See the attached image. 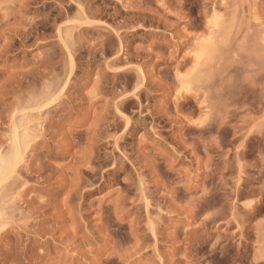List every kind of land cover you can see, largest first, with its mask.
<instances>
[{"label": "rangeland", "instance_id": "rangeland-1", "mask_svg": "<svg viewBox=\"0 0 264 264\" xmlns=\"http://www.w3.org/2000/svg\"><path fill=\"white\" fill-rule=\"evenodd\" d=\"M4 8L22 16L10 18L28 24L29 30L22 31L32 38L21 31L24 25L11 28ZM0 11L9 20L4 24L0 16L3 34L16 30L25 35L15 32L17 39L11 34L21 41L16 46L10 34L0 31L1 40L7 37L4 43L10 40L3 44L10 52H4L0 41L1 52L8 53L0 56V123L7 122L0 125L1 143H9L8 120L21 114L19 102H26L23 93L30 83L42 78L39 83L50 88L52 78H61L58 85L65 82L70 89L64 88L66 112L41 109L44 135L21 165L28 171L21 167L16 182L6 184L15 196L5 197V216L15 214L11 230L0 235V264H35L40 258L45 264H264V0H0ZM4 25L13 30L6 32ZM50 63H57L54 69ZM29 72L39 80L30 82ZM14 74L23 77H17L22 83L10 77ZM185 83L192 85L190 92L182 91ZM17 99L19 105L14 104ZM41 137L50 142L43 139L42 145ZM72 180H79L72 182L78 193L71 191ZM249 202L252 207H245ZM116 205L135 211L123 217L122 209L116 218ZM137 217L141 227L136 223V234L137 228L129 226ZM149 220L161 230L158 242L147 228ZM69 225L82 232L76 234L82 240L71 238ZM50 228L56 233L50 235ZM138 238L141 248L136 252ZM85 246L99 253H78Z\"/></svg>", "mask_w": 264, "mask_h": 264}, {"label": "bare ground", "instance_id": "bare-ground-1", "mask_svg": "<svg viewBox=\"0 0 264 264\" xmlns=\"http://www.w3.org/2000/svg\"><path fill=\"white\" fill-rule=\"evenodd\" d=\"M11 1H12V0H11ZM17 1H18V0H17ZM6 5H7V4H6ZM17 8H18V7H17ZM4 10H5V11H4ZM4 10H3L4 14H6L7 16H9V17L6 16V18H8V19H9L10 17H11V18H15V19H16V18H17V19H21V17H22V16L19 15L20 17L18 18V15L16 14V15H17V17H16L15 14L13 15V12H12V11L9 10V12H12V13H9L5 8H4ZM1 12H2V11H0V13H1ZM6 12H8V14H10V15H8ZM18 14H19V13H18ZM1 15H2V14H0V16H1ZM11 15L14 16V17H12ZM2 18H4L3 15H2ZM11 18H10L9 20H10V23L12 22V25H14V27H11V28H13V29H15L16 27H19V24L23 22V21L21 22L20 20H19L20 22H19V21L17 22V20H15V23H14V22H13L14 20L12 19V21H11ZM8 19H6V20H8ZM23 19H25L24 22L27 23L28 20L26 21V18H23ZM30 19H31V18H30ZM9 20H8V21H9ZM2 21L6 22V23H4V24H7V22H8V21H5V18H4ZM29 21H33V24H35L34 21H36V20L31 19V20H29ZM0 23H1V22H0ZM28 23H30V22H28ZM86 23H87V22H86ZM8 24H9V22H8ZM16 24H18V25H16ZM1 25H3V24H1ZM10 25H11V24H10ZM21 25H22V24H20V28H16V30H20V29L23 27L24 23H23L22 27H21ZM26 25H28V24H25L24 27H23L24 29H21V31H22V30H25V31H26V30H29V28H27ZM35 25H36V24H35ZM30 26H31V25H30ZM4 27H5V25H4ZM25 27H26L27 29H26ZM71 27H72V25H71ZM81 27H82V25H81ZM84 27H85V23H84ZM89 27H90V25H89ZM89 27H88V28H89ZM0 28H3V27H0ZM7 28H8V25H7ZM7 28H6V27L4 28V30L6 29V32L8 31ZM11 28H10V30H13V29H11ZM31 28H32V27H31ZM8 29H9V28H8ZM32 29H33V28H32ZM10 30H9V31H10ZM16 30H15V32H16V33L18 32L17 34H18V36H19V33H21V32L16 31ZM0 31L2 32V34L4 33L2 30H0ZM9 31H8V32H9ZM25 31H22L23 34L25 33ZM31 31H32V30H31ZM15 32H14V30H13V33H12V31H11V34H12L13 36H15V35H14ZM68 33H70V31H68ZM9 34H10V32H9ZM9 34H7V35H9ZM11 34H10V35H11ZM17 34H16V35H17ZM23 34L21 33L20 36L23 35ZM29 34H30V33H29ZM29 34L26 35V33H25L26 36H29ZM0 35H1V33H0ZM4 35H5V34H3V36H4ZM7 35H5V36H7ZM12 35H11V36H12ZM25 35H23V36H25ZM31 35H32V34H31ZM70 35H71V34H70ZM70 35L67 34L68 37H69ZM1 36H2V35H1ZM1 36H0V37H1ZM11 36H7V37L10 38ZM13 36H12V38H13L12 41H13L14 39H15V41H16L17 39H19L17 36H15L17 39L14 38ZM23 36L21 37L22 39L24 38ZM7 37H6L5 39H7ZM21 38H20V39H21ZM29 38H32V37L29 36ZM5 39H4V40H5ZM25 39H26V37H25ZM4 40H3V39H2V40L0 39V41H3L2 44H1L2 46H3V44H5L7 41L10 42V40H7V41H5V43H4ZM26 40H27V39H26ZM28 40H29V39H28ZM17 42H18V41H16V43H17ZM20 42H21V41H19L18 43L20 44ZM23 42H24V41H22V43H23ZM26 42H29V41H26ZM63 42H64V41H63ZM12 43H13V42H12ZM12 43H11V44H12ZM14 43H15V42H14ZM18 43L16 44V46L18 45ZM22 43H21V44H22ZM25 44H26V43H23L22 46L25 45ZM121 44H122V43H121ZM1 45H0V47H2ZM7 45H9V43H8ZM12 45H13V44H12ZM12 45H11V48L13 49L14 46L12 47ZM14 45H15V44H14ZM122 45H123V44H122ZM5 47H7V46L5 45V46H3L2 48L4 49ZM2 48H0V49H1V50H0V56H3V57H4L5 53H2V52H1V51H3ZM8 48H9V46H8ZM8 48H6V50L4 49V50H5L4 52H6L7 50H9ZM120 48H122V47H120ZM123 48H124V47H123ZM12 49H11V51H12ZM151 49H152V48H151ZM151 49L149 50V52L151 51ZM13 50H14V49H13ZM7 52H10V50L7 51ZM1 53H2V54H1ZM3 54H4V55H3ZM7 55H8V53H7ZM7 55H5V56H7ZM53 55H54V54H53ZM50 56H51V55H50ZM70 56H71V55H69V59H70V61L72 62V60H71L72 58H70ZM51 57H53V56H51ZM51 57H50V58H51ZM54 57H55V55H54ZM48 58H49V57H48ZM50 58H49V60H53V58H51V59H50ZM199 58H200V57H199ZM197 61H198V60H197ZM115 62H116V61H115ZM46 63H47V62H46ZM48 63H49V62H48ZM52 63H54V62H52ZM52 63H50V64H52ZM55 64H57V63H55ZM55 64H54V65H55ZM71 64H72V63H71ZM54 65L52 64L53 69L55 68ZM52 66H51V67H52ZM108 66H109V65H108ZM69 68H71V67H69ZM72 68H73V67H72ZM71 71L73 72V69H72ZM26 72H27V71H26ZM29 73H30V74H29ZM29 73H27V74L30 75L29 78L32 79V80H30V82H32L33 80H39L37 77H36L37 79H34L35 77H34V78H33V77L31 78V76H32V72H29ZM39 73H40V72H39ZM142 73H144V72H142ZM21 74H22V73H21ZM25 74H26V73H25ZM34 74H35V73H34ZM37 74H38V73H37ZM37 74H36V75H37ZM22 75H23V74H22ZM36 75H35V76H36ZM142 75H143V74H142ZM19 76H20V75H19ZM19 76H17V77H19ZM23 76H24V75H23ZM53 76H55V74H54ZM138 76H139V75H138ZM140 76H141V75H140ZM140 76H139V77H140ZM144 76H145V75H144ZM10 77H13V79H16V78H17L15 74H14L13 76H10ZM14 77H16V78H14ZM24 77L26 78V76H24ZM51 77H52V76H51ZM55 77L58 78L57 76H55ZM139 77H138V78H139ZM21 78H23V77L20 76L19 79L21 80ZM29 78L27 77V81H28ZM39 78H41V75H40ZM59 78H60V77H59ZM67 78H69V77H67ZM141 78H142V76H141L139 79L142 80L143 78H142V79H141ZM19 79L17 78V80H19ZM54 79H55V78H54ZM54 79L52 78V80H50L51 82H53V83H52L53 85H52L50 88H53V89H54V88H55V87H56V86L62 81L61 78H60V81L57 79L58 82H57L56 79H55V80H54ZM62 79H63V78H62ZM3 80H4V79H3ZM8 80H9V79H8ZM20 80H19V81H20ZM42 80H43V79L41 78V79L39 80V82H41ZM6 81H7V79H6ZM19 81H17V82H19ZM22 81H23V80H22ZM25 81H26V79H25ZM55 81H56L57 83H55ZM68 81H69V80H68ZM138 81H139V80H138ZM8 82H9V81H8ZM20 82H21V81H20ZM20 82H19V83H20ZM33 82H34V83H33ZM33 82H32L33 84H35V83L37 84V88H38V90H39V92H38V91L36 92V90H37V88H36V84H35V86H34V85H32V83H30V84H31L30 86H34V87H35V89L32 87V89L35 90V92H34L35 94H34V95H33V93L30 94L31 92H33V90L31 91V89L29 90L30 86H29V87L27 86V87H26L27 89H25V90H26V91L28 90V91H31V92H28V91H27V94H26V92L22 91V90H23V87H24L27 83H29V82H26V83L23 82V84L25 83V85L22 84L23 87H20V88H22L21 93L24 92V93H23V96L26 95V96H24L26 102H19V103H22V104H23V106L20 105L21 108L24 107L21 111H19V112H21V114L18 112L19 114H17V116L19 115V117L15 116V115H12L13 117L10 118V122H9V120H8V124H10V128H9V130L11 129V130H10L11 135H10V136L8 135L7 137L5 136L6 138L9 137V139H7L8 141L6 140L7 142H9V143H8L9 146H7L8 144L6 145V143L4 142L5 140L3 141V142L5 143V145H6V147H7V149H6V147H5V145H4V147H5L6 150L3 148V144H4V143L2 144L1 141H0V200L3 199V200H1V204H0V215H3L5 218H6L5 214H8V212H9V211H8V212L6 213V211H7L8 209L5 208L4 204L6 205V203H7L8 201L5 200V199H8L9 196L14 195V194H11L12 192L14 193L12 187H6V184H7L8 181L10 182L11 179H13V181H14V180L16 179L15 177L18 175V173L20 174L21 171H20L19 169H21V167H22L21 165H23L24 162H25L26 164L28 163V161H27L26 158H31V157H26L28 154H29V155H32V153L30 154L29 149L32 148V147H35V149H36V146H37V145H40V144H39V143H40V136L43 137V135H44V134L41 135L42 133H40V130L44 129V128H42V127H44L43 124H45V123H43L42 125H40V124H41V123H40V121H41L40 119H42V118H40V117H42V115H41L42 113H40V112H42L43 110L47 111V110H46L47 108H45V107L43 106V104L39 103V102L37 101L36 98L40 95V94H39L40 92L43 93V92H45V91L49 88V87H48L49 83L46 84L45 82H42V84H41V83L38 82L39 84H41V85L43 86V88H41V89H42V90H41V89H39V87H38L39 85H38L37 81H33ZM62 82H63V81H62ZM21 83H22V82H21ZM43 83H45L46 85L44 86ZM67 83H68V82H67ZM138 83L140 84V82H138ZM5 84H6V82H5ZM9 84H10V83H9ZM12 84H13V83H12ZM12 84H11V85H12ZM64 84H65V82H64ZM64 84H63V85H64ZM20 85H21V84H20ZM28 85H29V84H28ZM68 85H69V84H68ZM42 86H40V87H42ZM46 86H47L48 88H47ZM49 86H50V85H49ZM66 86H67V85H66ZM69 86H71V85H69ZM136 86H137V85H136ZM1 87L3 88V86H1ZM1 87H0V88H1ZM5 87H8V84H7V86H5ZM44 87H45V88H44ZM15 88H16V87H15ZM18 88H19V87H18ZM20 88H19V89H20ZM46 88H47V89H46ZM64 88H68V87H65V86H64ZM3 89H4V88H3ZM7 89H8V88H7ZM43 89H44V90H43ZM68 89H69V88H68ZM0 90H1V89H0ZM2 91H3V90H2ZM67 91H70V89L67 90ZM67 91H66V92H67ZM95 91H96V89H95ZM0 92H1V91H0ZM9 92H10V91H9ZM11 92H12V91H11ZM19 92H20V90H19ZM98 92H99V91H97V93H98ZM21 93H19V94H21ZM28 93H29V95H31V96L33 95L34 97H33V96H32V98H31L30 96L27 97ZM3 94H4V93H3ZM14 94H15V93L13 92V97L16 98V97H15L16 95L14 96ZM36 94H37V95H36ZM95 94H96V92H95ZM100 94H101V93H100ZM0 95H1V94H0ZM9 95H10V94H9ZM97 95H99V94H97ZM23 96L20 95V97H22V98H20V97L17 95V97H19L20 100H21V99L24 100ZM91 96H92V95H91ZM26 97H27V99H26ZM98 97H99V96H98ZM98 97H97V98H98ZM100 97H101V95H100ZM100 97H99V98H100ZM135 97H136V96H135ZM95 98H96V97H95ZM22 100H21V101H22ZM25 100H24V101H25ZM27 100H28V101H27ZM90 100H91V99H90ZM96 100H97V99H96ZM101 100H102V99H101ZM18 101H19V100L17 99V103H14V104H15V105H16V104L19 105ZM15 102H16V101H15ZM65 102H66V101H65ZM94 102H95V101H94ZM24 103H25L26 105H25ZM2 104H3V103H2ZM2 104L0 103V105H2ZM65 104H66V103H65ZM92 104H93V103H92ZM5 105H6V104H5ZM15 105H13V106H15ZM10 106H11V105H10ZM12 108H16V109H17L18 106H17V107L15 106V107H12ZM19 108H20V107H19ZM19 108H18V109H19ZM21 108H20V109H21ZM27 108H30V109L33 108V109H31V110H35V109H36V110H40V111H39V113H38L36 110L34 111V112H37V114H38V115L36 116V114H35L34 112H33V113H30V112H29V109L26 110ZM108 108H109V107H108ZM2 109H4V108H2ZM20 109H19V110H20ZM41 109H42V111H41ZM31 110H30V111H31ZM2 111H3V110H2ZM6 111H7V110H6ZM45 111H44V112H45ZM44 112H43V113H44ZM0 113L2 114V112H0ZM5 113H6V112H5ZM13 113H14V111H13ZM104 113H105V112H104ZM1 114H0V115H1ZM3 114H4V112H3ZM15 114H16V113H15ZM34 114H35V115H34ZM9 115H11V114L9 113ZM40 115H41V116H40ZM4 117H5V115H4ZM9 117H10V116H9ZM1 118H2V116H1ZM1 118H0V122H1ZM7 118H8V117H7ZM2 119H4V118H2ZM49 119H50V118H48V120H49ZM125 119H127V118H125ZM39 120H40V121H39ZM3 121H4V120H3ZM3 121H2V123H7V122H5V121L3 122ZM6 121H7V120H6ZM50 121H51V120H50ZM126 121H127V120H126ZM44 122H45V120H44ZM46 122H48V121H47V117H46ZM2 123H0V125H1ZM36 123H37V124H36ZM126 123H128V122H126ZM46 124H47V123H46ZM48 124H49V123H48ZM51 124H52V122H51ZM128 124H129V123H128ZM50 126H51V125H50ZM7 127H8V126H7ZM7 127H6V128H7ZM47 127H49V125H48ZM1 128H3V127H1ZM47 129H49V128H47ZM47 129H46V131H47ZM49 131H51V129H49ZM49 131H48V132H49ZM53 133H54V132L52 131V134H53ZM89 133H90V132H89ZM45 135H47V133H45ZM54 135H55V134H53L52 136H54ZM67 136H69V135H67ZM42 137H41V138H42ZM144 137H145V136H144ZM46 138H47V137H44V138H42V139L48 140L49 137H48L47 139H46ZM67 138L69 139L70 137H67ZM68 139H65V140H68ZM92 139H93V138H92ZM45 140H44V141H45ZM48 141H49V140H48ZM46 142H47V141H46ZM49 142H50V141H49ZM52 143H53V142H52ZM52 143H51V144H52ZM44 144H45V142H44ZM44 144H42V145H44ZM47 144H49V146H52V147H53V145H54V143H53V145H50V143H47ZM91 144H92V143H91ZM89 145H90V144H89ZM93 145H94V144H93ZM45 146H46V145H45ZM47 146H48V145H47ZM49 146H48V147H49ZM69 146H70V145H69ZM71 146H72V145H71ZM67 147H68V146H67ZM92 147H93V146H92ZM37 148H39V147H37ZM70 148H71V147H70ZM70 148H69V149H70ZM89 148H90V149H89V151H90V150H91V147H89ZM33 150H34V149H33ZM33 150H32V151H33ZM36 150H37V149H36ZM50 150H51V149H50ZM64 150H65V149H64ZM66 150H67V149H66ZM70 150H71V149H70ZM70 150H69V151H70ZM85 150H86V149H85ZM28 151H29V153H28ZM34 151H35V150H34ZM91 152H92V151H91ZM50 153H52V152L50 151ZM67 153H68V152H67ZM65 154H66V153H65ZM91 154H92V153H91ZM50 155H51V154H50ZM34 156H35V157H32V159L35 158V159H33V160H36V155H34ZM67 156H68V155H67ZM86 156H87V155H86ZM86 156H85V157H86ZM37 157H38V156H37ZM86 158H87V157H86ZM25 160H26L27 162H26ZM82 160L84 161V159H82ZM87 160H88V159H87ZM87 160H86V161H87ZM29 161H31V159H30ZM33 162H35V161H33ZM33 162H31V163H33ZM37 162H38V161H37ZM26 164H25L24 166H26ZM34 165H35V163H34ZM82 165H84V164H82ZM24 166L22 167V171H23V170L25 171V170L27 169V166H26V167H24ZM28 167H29V166H28ZM30 167H31V166H30ZM35 167H36V166H35ZM23 168H24V169H23ZM79 168H80V167H79ZM81 168H82V167H81ZM43 169H44V168H43ZM18 170H19V172H18ZM30 170H31V169L29 168V172H28L27 174L30 173ZM44 170H45V169H44ZM26 171H28V169H27ZM26 171H25V172H26ZM59 171H60V170H59ZM61 171H62V170H61ZM61 171H60V173H61ZM72 171H73V170H72ZM75 171H76V170H74V172H75ZM80 171H81V170H80ZM38 172H39V171H38ZM41 172H43V171H41ZM41 172H40V173H41ZM57 172H58V171H57ZM21 173H22V172H21ZM23 173H24V172H23ZM72 173H73V172H72ZM38 174H39V173H37V176H38ZM79 174H80V172H79ZM29 175H30V174H29ZM31 175L33 176V173H31ZM39 175H40V174H39ZM74 176H75V175H74ZM77 176H78V175H77ZM18 177H22V176L20 175V176H18ZM33 177H34V176H33ZM35 177H36V176H35ZM51 177H52V176H51ZM14 178H15V179H14ZM36 178H37V177H36ZM39 178H41V177H39ZM47 178H48V177H47ZM49 178H50V177H49ZM62 178H63V177H62ZM18 179H19V178H17V180H18ZM20 179H21V178H20ZM64 179H65V178H64ZM37 180H38V179H37ZM39 180H40V179H39ZM39 180H38V181H39ZM11 181H12V180H11ZM38 181H37V182H38ZM60 181H61V180H60ZM64 181H65V180H64ZM64 181H63V182H64ZM77 181H79V180H77ZM77 181L72 180V181H71V185H70V184H69V185L73 187V186L75 185V184L73 185V183H74V182H77ZM14 182H16V181H14ZM17 182H18V185H19V186H20V184L22 183L21 181H17ZM19 182H21V183L19 184ZM65 182H66V181H65ZM65 182H64V183H65ZM72 182H73V183H72ZM23 183H25V182H23ZM28 183H29V182H28ZM28 183H27V181H26V183H25L24 185L26 186ZM67 183H68V181H67ZM77 183L79 184V182H77ZM16 184H17V183H15V185H16ZM24 185H23V186H24ZM66 185H68V184L65 183V186H66ZM80 185H81V184H80ZM66 187H67V186H66ZM72 187H71V188H72ZM78 187H79V186H78ZM78 187H76V185H75V188L71 189V191H72V190H73V191L76 190ZM20 188L24 189V187H22V186H20ZM20 188H19V189H20ZM25 188H27V187H25ZM22 189H21V190H22ZM69 189H70V188H69ZM69 189H68V192L70 191ZM66 190H67V189H66ZM23 191H24V190H22V192H23ZM71 191L69 192V193H70L69 196L72 195V192H73V191H72V192H71ZM76 191H77V193H78V189H77ZM79 191H80V190H79ZM142 191H143V190H142ZM10 192H11V193H10ZM22 192H21V194H22ZM23 193H24V192H23ZM73 193H74V192H73ZM75 193H76V192H75ZM77 193H76V194H77ZM90 193H91V192H90ZM10 194H11V195H10ZM8 195H9V196H8ZM7 196H8V198H5V197H7ZM14 196H15V195H14ZM77 196H78V195H77ZM126 196H127V194H126ZM75 197H76V196H75ZM141 197H142V196H141ZM12 198H13V197H12ZM16 198H17V197H16ZM69 198H70V197H69ZM9 199H10V198H9ZM157 199H158V198H157ZM4 200H5V201H4ZM11 200H12V199H11ZM13 200H14V199H13ZM119 200H120V199H119ZM165 200H166V199H165ZM21 201H22V200H21ZM121 201H122V200H121ZM121 201H120V202H121ZM5 202H6V203H5ZM9 202H10V201H9ZM12 202H13V201H12ZM120 202L118 201V202H116V203H118V205H120ZM10 203H11V202H10ZM13 203H14V202H13ZM66 203H67V202H66ZM116 203H115V204H116ZM131 203H132V202H131ZM163 203H164V202H163ZM11 204H12V203H11ZM101 204H102V203H101ZM115 204H114V205H115ZM122 204H124V203H122ZM122 204H121V205H122ZM8 205H9V204L7 203L6 207H9ZM29 205H30V204H29ZM118 205H116V206L114 207L115 209L112 208V209H113V212H114V214H115V216H116V218H117V216H118V215H117V214H118V211L121 212V210H122L123 208H125V207L128 208V207L126 206V205H128L127 203L124 204L123 206H121V207H123L122 209H121V207L118 206ZM146 205H147V206H145V207H147V209H148V208H149V207H148V206H149V202H148V201H146ZM2 206H4V207H2ZM10 206H11V205H10ZM124 206H125V207H124ZM137 206H138V205H137ZM66 207H67V206H66ZM67 208H68V207H67ZM132 208H133V207H132ZM4 209H5V210H4ZM81 209H82V208H81ZM129 209H130V208H129ZM134 209H135V208H134ZM134 209H132V210L135 211ZM136 209H137V208H136ZM32 210H33V209H32ZM35 210H36V209H35ZM35 210H34V211H35ZM71 210H72V209H71ZM102 210H103V209H102ZM132 210L123 209L122 212H121L123 215H121V216L124 217V216H125L126 214H128V213H129V214L134 213V212H132ZM21 211H22V210H21ZM36 211H37V210H36ZM36 211H35V213H36ZM99 211H100V210H99ZM39 212L41 213L42 211L38 210V213H37V214H39ZM103 212H104V211H103ZM131 212H132V213H131ZM11 213H12V212H11ZM30 213H32V211H30ZM12 214H15V213H12ZM12 214L10 215V213H9V217H10V218H11ZM33 214H34V213H33ZM71 214H72V213H71ZM97 214H98V213H97ZM112 214H113V213H111V215H112ZM147 214H148V212H147ZM28 215H30V214L28 213ZM34 215H35V214H34ZM34 215H33V216H34ZM99 215H101L100 218H99L100 223H101V220H104L105 218H103V216H102V215H103V214H102V211H101V214H99ZM119 215H120V214H119ZM70 216H71V215H70ZM109 216H110V215H109ZM121 216H120V217H121ZM29 217H30V216H29ZM58 217H59V216H58ZM64 217H65V216H64ZM26 218H27V217H26ZM26 218H25V219H26ZM61 218H62V217H61ZM121 218H122V217H121ZM7 219H8V217L6 218V220H7ZM11 219H14V218H11ZM67 219H68V218H67ZM72 219H73V218L71 217V219H70L71 223H72ZM97 219H98V218H97ZM64 220H65V219H64ZM73 220H74V219H73ZM135 220H137V222L133 220V221L130 223V226H129V227H130V229H132V230L135 229V231H136V228H137L136 223H138V217L135 218ZM154 220H155V219H154ZM26 221H27V220H26ZM74 221H75V220H74ZM74 221H73V222H74ZM163 222H164V221H163ZM17 223H18V222H17ZM17 223H15V224H17ZM24 223H25V222H24ZM63 223H64V222H63ZM74 223H75V222H74ZM77 223H79L78 220H76V223H75V224H76V226H77V225H80V223H79V224H77ZM13 224H14V222H13ZM21 224H22V223H21ZM25 224H26V223H25ZM67 224H68V223H67ZM114 224H115V223H114ZM139 224H140V223H138V225H139ZM156 224H157V223H155V225H156ZM11 225H12V224H11ZM26 225H28V224H26ZM57 225H58V224H57ZM81 225H82V224H81ZM101 225H103V224L101 223ZM101 225H100V226H101ZM107 225H108V222H107ZM135 225H136V227H135ZM146 225H147V224H145V226H146ZM148 225H149V227H147V228H150V230H149V229H148V230L152 233L151 236H152L153 238H155V240L157 241V240L159 239L158 237H161V236L157 235V233L160 234V233H159V232L161 231L160 228L156 225V226L159 228V230H158L156 227H155V229H154V226H155V225H154V223H151L150 220L148 221ZM158 225H159V224H158ZM167 225H168V224H167ZM20 226H21V225H20ZM69 226H70V225H69ZM69 226H68L67 228H69ZM71 226H72V228H70L69 230L74 229V228H73V225H71ZM71 226H70V227H71ZM124 226H125V225H124ZM139 226H140V225H139ZM23 227H24V226H23ZM51 227H52V226H51ZM54 227H55V226H54ZM56 227H57V226H56ZM121 227H122V226H121ZM126 227H127V226H126ZM134 227H135V228H134ZM140 227H141V226H140ZM25 228H26V227H25ZM25 228H24V229H25ZM62 228H63V227H62ZM62 228H61V229H62ZM83 228H84V227H83ZM119 228H120V227H119ZM122 228H124V227H122ZM122 228H121V229H122ZM9 229H10V227H9ZM52 229L54 230L53 227H52ZM52 229H51V228L49 229V230H51V234L49 233L50 231L47 230L48 234L52 235L53 233H56L57 230H56V231H53V233H52ZM64 229H65V227H64ZM101 229H104V227L101 228ZM105 229H106V227H105ZM105 229H104V230H105ZM108 229H109V228H108ZM125 229H126V228H125ZM5 230H6V229H5ZM10 230H11V229H10ZM39 230H40V229H39ZM77 230H78V232H80L82 229L80 230V228L77 227ZM91 230H92V229H91ZM95 230H97V228L94 229V232H97V231H95ZM106 230H107V229H106ZM123 230H124V229H123ZM140 230H141V229H140ZM156 230H157V232H156ZM126 231H127V230H126ZM39 232H40V231H39ZM39 232H38V233H39ZM58 232H59V231H58ZM60 232H61V231H60ZM63 232H64V231H63ZM63 232H62V233H63ZM65 232H66V230H65ZM68 232L70 233V231H68ZM68 232H67V233H64V235H66V234L68 235V234H69ZM73 232H74V233H73ZM85 232H88V231H84V233H85ZM118 232H119V230H118ZM120 232H123V231H120ZM120 232H119V233H120ZM130 232H131V233H134V231H130ZM6 233H7V231H6ZM62 233H61V234H62ZM80 233H82V232H80ZM80 233H78V234H80ZM84 233H83V235H84ZM89 233H90V232H89ZM131 233H130V234H131ZM137 233H138V228H137V232H136V234H137ZM144 233H145V232H144ZM1 234H3V232H2V233L0 232V235H1ZM4 234H5V233H4ZM9 234H10V232H9ZM20 234H21V233H20ZM76 234H77V232H75V231L72 230V233L70 234V236H71V235H72V236L74 235V237H75V236L77 237L78 234H77V235H76ZM122 234H123V233H122ZM45 235H46V233H45ZM62 235H63V234H62ZM85 235H87V234L85 233ZM89 235H90V234H89ZM108 235H109V234H108ZM111 235H112V234H111ZM164 235H165V234H164ZM164 235H163V237H165V236H166V237H167V236L170 237L169 234H167V235H165V236H164ZM1 236H3V235H1ZM5 236H7V235H5ZM72 236H71V238H72ZM132 236H133V238H134V236H136V235H135V234H134V235L132 234ZM137 236H138V235H137ZM151 236H150V237H151ZM157 236H158V237H157ZM171 236H173V235H171ZM14 237H15V236H14ZM18 237H19V236H18ZM49 237L52 238V236H49ZM49 237H48V238H49ZM66 237H67V236H66ZM82 237H83V240H85L84 236H82ZM90 237H91V235L89 236V239H91ZM148 237H149V236H148ZM148 237H147V238H148ZM156 237H157V239H156ZM168 237H167V238H168ZM7 238H8V237H7ZM60 238H63V237H60ZM67 238H69V239H67V240H70V237H67ZM77 238H80V239H81V236H78ZM93 238H94V236H93ZM95 238H96V237H95ZM95 238H94V239H95ZM107 238H108V237H107ZM135 238H137V237H135ZM171 238H173V237H170L169 239H171ZM54 239H55V238H54ZM63 239H64V238H63ZM73 239L76 240V238H73ZM103 239H104V238H103ZM173 239H175V236H174ZM1 240H2V239H0V244H1ZM61 240H62V239H61ZM71 240H72V239H71ZM81 240H82V239H81ZM95 240H96V239H95ZM95 240H94V241H95ZM105 240H107V239H105ZM108 240H109V239H108ZM132 240H135V239H132ZM147 240L149 241V239H147ZM155 240H154V242H155ZM171 240H172V239H171ZM17 241H18V243L20 242L19 240H17ZM48 241H49V240H48ZM48 241H47V242H48ZM72 241H73V240H72ZM94 241H93V242H94ZM158 241H159V240H158ZM158 241H157V242H158ZM173 241H174V240H173ZM205 241H206V239H205ZM50 242H52V243L54 244V242H57V241H54V242H53V241H50ZM50 242H48L49 244H48V243H47V244L50 245ZM69 242H70V241H69ZM83 242L86 244V241H83ZM90 242H91V240H90ZM96 242H97V241H96ZM139 242H140V239H139V238L136 239V242L134 241V245H135V246L137 245V246H136V252L139 251L140 248H141ZM145 242H146V241H145ZM16 243H17V242H16ZM75 243H76V242H75ZM91 243H92V242H91ZM100 243H101V242H100ZM100 243H99V244H100ZM106 243H107V241H106ZM106 243H105V244H106ZM109 243H110V242H109ZM135 243H136V244H135ZM138 243H139V244H138ZM155 243H156V242H155ZM20 244H22V241H21ZM28 244H29V243H28ZM28 244H27V245H28ZM45 244H46V242H45ZM47 244H46V245H47ZM57 244H58V242H57ZM62 244H63V242H62ZM76 244H77V243H76ZM79 244H80V241H79ZM79 244H77L76 246L79 247ZM87 244H89V243H87ZM87 244H86V245H87ZM144 244H145V243H144ZM157 244H158V243H156V244L153 243V247H154V245L156 246ZM27 245H26V246H27ZM32 245H35V244H31L30 246H32ZM59 245H60V244H59ZM67 245H68L67 243H66V245L64 244L65 247H66ZM80 245H81V247L84 246L83 243H81ZM90 245H91V244H90ZM100 245H101V244H100ZM107 245L109 246L110 244L107 243ZM202 245H204V244H202ZM12 246H13V245H12ZM17 246H19V245L17 244ZM35 246H36V245H35ZM55 246H56V245H55ZM64 246L61 245V247H63L62 249H64ZM132 246H133V245H132ZM135 246H133V247H135ZM142 246H143V245H142ZM15 247H16V246H15ZM48 247H49V246H48ZM48 247L46 246L47 249H48ZM59 247H60V246H59ZM68 247H70V246L68 245ZM78 247H77V248H78ZM85 247H86V246H85ZM85 247H84V249H85ZM87 247H88V248H87ZM87 247H86L87 249H85V252L81 251V252H78V253H81V254H82V253H85V254H87V253H86V250H87V252H88V249H90L88 253H90V251H93V252L95 253L96 250L94 251V250H91L92 248H90L89 246H87ZM97 247L99 248V246H97ZM101 247H102V245H101ZM101 247H100V249H101ZM129 247H130V246H129ZM147 247H148V246H147ZM10 248H11V247H10ZM10 248H9V250H10ZM13 248H14V247H13ZM19 248H20V246H19ZM26 248H27V247H26ZM28 248H29V246H28ZM28 248H27V250H28ZM32 248H33V247H32ZM44 248H45V247H44ZM66 248H67V247H66ZM71 248L73 249L74 246L72 245ZM105 248H106V246H105ZM130 248H131V247H130ZM154 248H155V247H154ZM156 248H157V246H156ZM156 248H155V250H154L155 252H156ZM16 249H18V248H16ZM35 249H36V248H35ZM50 249H52V248H50ZM62 249H61V250H62ZM80 249H81V248H80ZM80 249H77V250L75 249V253H76V251H79ZM84 249H83V250H84ZM134 249H135V248H134ZM134 249H133V252H134ZM12 250H13V249H12ZM19 250H20V249H19ZM23 250H24V249H23ZM25 250H26V249H25ZM25 250H24V251H25ZM30 250H31V248H30ZM45 250H46V249H45ZM45 250H43V251H45ZM68 250L70 251L71 249L69 248ZM68 250H67V252H68ZM97 250H99V249H97ZM103 250H104V249H103ZM5 251H6V250H5ZM16 251H17V250H16ZM43 251L40 252V253H43V254H44ZM72 251H73V250H72ZM72 251L69 252V253H70L71 255L75 254V253H73ZM100 251H101V250H100ZM122 251H123V250H122ZM151 251H152V250H151ZM13 252H15V250H14ZM30 252H31V251H30ZM56 252H57V250H56ZM65 252H66V251H65ZM67 252H66V253H67ZM93 252H92V254H93ZM97 252H98V251H97ZM97 252H96V253H97ZM105 252H106V250H105ZM155 252H154V253H155ZM4 253L6 254V252H4ZM15 253H16V252H15ZM27 253H28V252H26V254H27ZM32 253H34V252H32ZM35 253H36V252H35ZM40 253H38L40 256H38V254H37V255L34 254V256L36 255V256H38V257H41V254H40ZM62 253L65 254L64 251H62ZM96 253H95V254H96ZM98 253H99V252H98ZM101 253H102V252H101ZM160 253H161V252H160ZM2 254H3V253H2ZM26 254H24V255L27 256ZM67 254H68V253H67ZM67 254H66L65 256H68V255H69V254H68V255H67ZM81 254H80V256H81ZM85 254H83V256H84ZM90 254H91V253H90ZM115 254H117V258H118V260H119V259H120V258H119V251H118L117 253H115ZM120 254H121V253H120ZM129 254H130V253H129ZM138 254H139V253H138ZM7 255H8V254H6V257H9V256H7ZM29 255H30V254H28V256H29ZM61 255H62V254H61ZM61 255H60V257H61ZM134 255L136 256L137 254H135V252H134ZM134 255H133V256H134ZM3 256H5V255L3 254ZM3 256H2V257H3ZM16 256H17V255H16ZM19 256H20V253H19ZM30 256H31V255H30ZM30 256H29V257H30ZM32 256H33V255H32ZM36 256H35V258H36ZM45 256H46V253H45ZM73 256H74V255H73ZM89 256H90V255H89ZM98 256H99V255H98ZM98 256H97V257H98ZM100 256H101V255H100ZM115 256H116V255H115ZM128 256H129V255H128ZM133 256H132V257H133ZM6 257H5V258H6ZM57 257H58V256H57ZM93 257H95V256H93ZM120 257H121V256H120ZM124 257H125V256H124ZM130 257H131V255H130ZM157 257H158V256H157ZM81 258H82V257H81ZM90 258H92V255L90 256ZM98 258H99V257H98ZM20 259H21V257H20ZM40 259H41V258H40ZM43 259H44V258H43ZM82 259H84V258H82ZM85 259H86V261H87V259H88V261L90 260L87 256L85 257ZM96 259H97V258H96ZM99 259H100V258H99ZM124 259H125V258H124ZM129 259H130V258H129ZM150 259H151V258H150ZM164 259H165V258H164ZM18 260H19V259H18ZM18 260H17V261H18ZM21 260H22V259H21ZM60 260L62 261V259H60ZM64 260H65V259H64ZM64 260H63V261H64ZM91 260H93V258H92ZM94 260H95V259H94ZM112 260H113V259H112ZM154 260H155V259H154ZM17 261H16L15 263H17ZM28 261H29V260H28ZM65 261H66V260H65ZM83 261H84V260H83ZM88 261H87V262H88ZM102 261H103V260H102ZM106 261H107V260H106ZM113 261H114V260H113ZM169 261H170V260H169ZM66 262H67V261H66ZM66 262H65V263H66ZM89 262H90V261H89ZM93 262H95V261H93ZM97 262H99V261H97ZM107 262H108V261H107ZM160 262H161V261H160ZM83 263H85V262H83ZM95 263H96V262H95ZM101 263H102V262H101ZM108 263H109V262H108ZM112 263H113V262H112ZM149 263H151V262L149 261ZM149 263H148V264H149ZM17 264H18V263H17ZM19 264H20V263H19ZM85 264H86V263H85ZM88 264H89V263H88ZM90 264H91V263H90ZM92 264H93V263H92ZM110 264H111V263H110ZM152 264H153V262H152Z\"/></svg>", "mask_w": 264, "mask_h": 264}, {"label": "snow or ice", "instance_id": "snow-or-ice-1", "mask_svg": "<svg viewBox=\"0 0 264 264\" xmlns=\"http://www.w3.org/2000/svg\"><path fill=\"white\" fill-rule=\"evenodd\" d=\"M91 88V85H86L85 90L88 91ZM192 85L190 83H185L184 88L182 91H191ZM90 95H95V90L89 92ZM179 95V94H178ZM67 97V93L64 91V85L61 83L60 85H57L54 89L48 88L45 92L41 93L36 99L39 103L43 104L45 108L49 112H51L54 108H60L61 111L66 112L67 111V105H65L64 101ZM202 126V125H201ZM55 139V138H52ZM41 143H44V140H41ZM41 203H44V200H41ZM252 203L249 202L245 205L247 208L252 207ZM12 224L11 218H8L5 220V217L3 215H0V232H4L5 229H8ZM6 234V233H5ZM43 255V253H42ZM35 264H45V261L43 259H38Z\"/></svg>", "mask_w": 264, "mask_h": 264}]
</instances>
